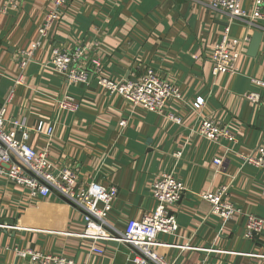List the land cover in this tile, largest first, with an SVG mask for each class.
<instances>
[{
    "label": "crops",
    "instance_id": "1",
    "mask_svg": "<svg viewBox=\"0 0 264 264\" xmlns=\"http://www.w3.org/2000/svg\"><path fill=\"white\" fill-rule=\"evenodd\" d=\"M208 4L69 0L22 72L19 56L38 39L51 0H0V107L12 92L5 130H12L13 122L23 124L27 144L48 148L57 169L74 173L79 185L95 181L118 190L108 217L116 230L122 232L128 220L139 221L153 211L151 185L159 175L172 173L184 187L175 211L178 232L159 235L158 240L187 248L170 250L169 261L264 264V234L250 241L244 233L247 213L264 217V170L241 167L239 160L264 147V88L250 82L264 81V41L255 57H249L254 31L242 24L229 26L231 37L249 38L239 74L213 78L210 53L228 18ZM243 7L249 9V1ZM52 48L82 50L79 67L93 71L97 64L112 81L133 80L154 69L178 90L180 99L170 100L165 109L181 124L141 109L131 111L94 78L87 86L67 84L45 66ZM20 75L22 83L16 85ZM72 87L81 89L75 93ZM247 94L258 100L245 99ZM65 96L78 105L75 113L58 109L57 101ZM198 97L204 101L200 114L230 127L234 143L218 146L199 135L190 108ZM39 123L51 127L52 136L37 133ZM176 153L181 156L176 158ZM216 157L223 158L219 168L213 165ZM225 186L236 210L227 222L210 215L209 204L201 198ZM82 226L81 213L64 200L53 194L31 199L27 191L0 179V264H30L17 255L22 250L64 256L74 264H129V247L78 237ZM93 246L103 254L94 253Z\"/></svg>",
    "mask_w": 264,
    "mask_h": 264
},
{
    "label": "built area",
    "instance_id": "2",
    "mask_svg": "<svg viewBox=\"0 0 264 264\" xmlns=\"http://www.w3.org/2000/svg\"><path fill=\"white\" fill-rule=\"evenodd\" d=\"M244 1L209 0L210 10L228 18V26L224 28L220 41L210 53V75L213 78L239 74L238 62L249 38L231 37L229 26L242 24L251 31L262 32V41H264V26L261 25L264 24V0H247L249 9L243 7ZM68 3L69 0H51V8L39 26L38 39L19 56V68L22 72ZM82 54L83 51L78 48L72 51L52 48L45 66L53 73L61 75L69 85L87 86L94 78L100 88L112 97H119L131 111L141 109L164 117L175 124H181L179 117L165 109L170 100L180 99L178 90L174 84L161 79L154 69H145L140 77H134L133 80L112 81L102 76L97 64L93 67V71L81 69L78 62ZM250 82L264 88V81L251 79ZM21 83L22 75L15 84ZM11 97L12 92L0 107V179L27 191L31 199H46L53 194L64 200L82 215L83 226L78 237L89 239L92 243L115 241L129 247L131 251L129 264H175L174 261L168 260V252L172 249H186L187 246L168 244L159 241L158 237L176 235L178 232L175 211L184 192L180 181L172 173L156 177L150 190V198L154 203L153 211L144 215L139 221L128 220L124 230L120 232L108 222L118 195L115 187H105L95 181L79 185L74 173L57 169L49 159L48 148L36 150L27 144L28 132L23 124L13 122V129L5 130L6 107L10 104ZM245 99L256 102L258 97L247 94ZM203 105L204 101L200 97L190 105L199 123V135L218 146L223 143H234L235 138L230 127L222 126L219 122L200 114ZM57 107L68 113H75L78 110V105L67 96L57 101ZM125 124L126 121L121 120L120 125L125 126ZM36 132L45 133L49 137L52 136L53 129L39 123ZM17 134L20 136L18 140ZM174 156L178 158L181 153H176ZM239 160L241 167L250 166L264 170V147H258L252 155H240ZM222 163V157L213 160L216 168L221 167ZM201 198L209 204L210 215L223 222L230 221L236 214L233 204L227 199L226 186L219 188L213 194H203ZM244 233L250 241L262 236L264 217L247 213L244 218ZM91 250L98 255L103 254V251L97 247L93 246ZM17 255L28 258L30 264H74L64 256L30 250L17 251ZM197 264L208 263L203 259Z\"/></svg>",
    "mask_w": 264,
    "mask_h": 264
},
{
    "label": "water",
    "instance_id": "3",
    "mask_svg": "<svg viewBox=\"0 0 264 264\" xmlns=\"http://www.w3.org/2000/svg\"><path fill=\"white\" fill-rule=\"evenodd\" d=\"M262 37H263V34L262 32H259V31H254L253 32V35L250 39V42L248 44V48H247V56L249 57H255L259 47H260V44L262 42ZM19 135L17 134V140L19 139L18 137ZM13 223L11 222V225Z\"/></svg>",
    "mask_w": 264,
    "mask_h": 264
},
{
    "label": "rangeland",
    "instance_id": "4",
    "mask_svg": "<svg viewBox=\"0 0 264 264\" xmlns=\"http://www.w3.org/2000/svg\"><path fill=\"white\" fill-rule=\"evenodd\" d=\"M80 89H81V88H79V87H78V88H74V87H72V88H71V92L74 91V92L76 93V92H79Z\"/></svg>",
    "mask_w": 264,
    "mask_h": 264
}]
</instances>
